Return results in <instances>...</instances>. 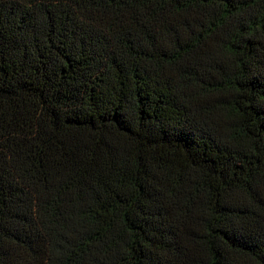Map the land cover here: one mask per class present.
Segmentation results:
<instances>
[{
	"label": "trees",
	"instance_id": "trees-1",
	"mask_svg": "<svg viewBox=\"0 0 264 264\" xmlns=\"http://www.w3.org/2000/svg\"><path fill=\"white\" fill-rule=\"evenodd\" d=\"M0 264H264V0H0Z\"/></svg>",
	"mask_w": 264,
	"mask_h": 264
}]
</instances>
